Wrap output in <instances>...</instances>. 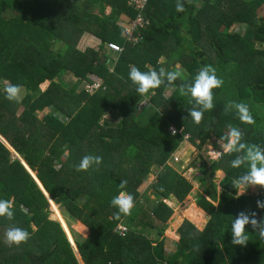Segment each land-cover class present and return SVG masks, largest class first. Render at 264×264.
Masks as SVG:
<instances>
[{
	"label": "trees",
	"instance_id": "trees-1",
	"mask_svg": "<svg viewBox=\"0 0 264 264\" xmlns=\"http://www.w3.org/2000/svg\"><path fill=\"white\" fill-rule=\"evenodd\" d=\"M177 2L183 4V12L176 11ZM263 8L264 0H148L145 17L150 23L136 42L124 37L121 22L123 16L131 22L138 15L128 0H0V135L35 171L46 197L60 204L68 227L66 233L60 213L56 218L60 224L47 218L48 198L0 140V199H11L14 212L11 220L0 216V264H79L69 243L75 236L72 225L80 233L88 232L81 242L76 237L74 241L84 264L263 262L264 239L259 234L264 207L258 202L264 205V187L254 196L237 197L250 161L232 167L233 160L246 157L248 147L264 151V15L258 18ZM7 10L16 16L4 18ZM234 24L245 27L244 34L229 33ZM85 34L99 40V50L78 48ZM108 43L118 44L122 52L109 53ZM257 43L263 47L256 48ZM56 44L60 46L54 50ZM129 65L142 72L178 71L180 76L171 84L166 75L161 77V86L142 96L129 79ZM205 65L214 67L223 80L212 90L214 106L206 111L190 93H180L181 85H191ZM67 73L78 78L77 86L89 81V75L102 79L103 86L93 94L84 88L70 92L59 82ZM6 81L25 88L21 100L5 98ZM45 81L49 85L40 91ZM144 100L149 105L140 111ZM229 101L245 103L254 122H241ZM192 108L204 111L199 124L190 116ZM45 109L50 111L39 117ZM108 109L121 117L118 125L101 121ZM229 126L241 133L236 147H245L223 154L209 167L202 157V186L218 203L216 207L199 194V203L213 216L209 224L187 213L191 222L180 227L179 249L171 255L165 253L163 241L154 246L128 223L125 235L116 231L120 218L128 217L114 215L118 209L111 200L120 191L137 202L140 185L157 167L161 168L154 186L157 198L174 195L184 200L192 187L168 164L172 155L184 140L199 151L212 137L228 143ZM85 155L100 156L102 161L77 171ZM218 171L224 175L221 192L214 183ZM121 181H127L124 189L119 188ZM80 195L86 198L82 207L76 204ZM242 212L256 219L257 227L246 225L248 243L236 246L231 243V225ZM172 213L157 200L153 215L159 222L168 221ZM30 224L37 226L35 232ZM202 225L201 232L197 227ZM10 226L27 230L29 239L9 247L5 231Z\"/></svg>",
	"mask_w": 264,
	"mask_h": 264
},
{
	"label": "rangeland",
	"instance_id": "rangeland-1",
	"mask_svg": "<svg viewBox=\"0 0 264 264\" xmlns=\"http://www.w3.org/2000/svg\"><path fill=\"white\" fill-rule=\"evenodd\" d=\"M202 2V1H201ZM201 2L199 1L198 4L201 5ZM197 4V6H199ZM111 11L110 8H107V13L109 14ZM16 12L14 11H6L3 13L4 18H9L16 16ZM264 15V8L260 10L258 14V18L260 16ZM122 25L123 27H129V18L127 16H123L122 19ZM245 27L238 26L236 24L232 25L229 29V33H235L238 32L240 34H244ZM60 44H56V46L53 48L56 50ZM94 48L95 50H99L100 48V42L96 40L93 36L90 34H85L81 38L78 48L82 51L87 48ZM255 47L260 49L263 46L260 44H255ZM68 52H66L65 56H67ZM109 67L112 70L113 69V63L109 62ZM89 81H82L81 84L77 86L78 78H76L74 75H71L70 73H67L66 75L61 76L59 79V82L63 87L68 88L70 92H80V89L85 88L88 89L91 92H95L100 85L103 86V81L98 80L97 77L89 75L88 76ZM6 84H9L8 81L2 82V89H5ZM89 84H94V87L89 88ZM49 85V81L42 82L39 85V90L44 91ZM101 86V87H102ZM5 91V90H4ZM169 91L166 94V96L169 95ZM26 94L25 88H21L20 93V99L21 100L24 95ZM148 99V98H147ZM149 105L148 100L143 101L140 105V111L143 110L146 106ZM50 110L45 109L42 112H38V116L42 117L46 113H48ZM57 114L60 116L61 120H64V117L57 112ZM101 121H105L107 125H118L121 122V117H119L115 112L110 111L109 109L105 114L102 116ZM228 143H223L221 141H217L215 137H212L207 145L204 146L202 151H199L195 149V147L192 146V144L188 140H184L181 143V146L179 150H177L173 155L172 158L169 160L168 164L172 166L177 172L182 174L188 183L191 184V190L186 195L184 200H179L174 195H170V197H160L157 198L155 195V184L157 183V176L160 172L161 168H154L152 173L148 175L147 178L144 179L143 183L139 187V191L141 193L140 198L137 202H134V206L131 209V214L127 215V219L125 217L120 218V223H118L116 227V231H119L123 227H125L128 230V225L125 223L130 224L134 228V231L141 233L145 237H147L149 240L153 242L154 246H157V244L161 241L164 242V251L167 255L174 254L178 252L179 249V240H180V234L179 229L183 225L185 221H189V216L187 213L193 214L195 216L204 218L208 224L210 223L211 219L213 218L212 214L207 211L201 204L199 203V194L203 195L207 200L212 202L216 207L218 206L217 202H214L211 200V198L205 194L204 186H202V177L203 173L201 170L202 165V157L207 160V167L211 164L212 161H217L220 159V157L227 153L224 149V145H227ZM9 149H12L8 146ZM212 152L219 153V155L215 158L211 155ZM67 156V152H64V155L62 156L64 159ZM54 163H56L57 167L60 166V164L57 162V160H54ZM210 163V164H209ZM35 172V171H34ZM34 174V173H33ZM223 173L221 171L216 172L214 183L216 184L218 192H221V182L223 180ZM261 186L259 185H252L250 183H245L242 185H239L238 188V196H254L256 195ZM162 198V200H161ZM163 201L173 210V213L171 217L166 222H159L155 216L153 215V211L156 207L157 200ZM54 202V200H52ZM86 202V198L82 195H80L77 199L76 204L80 207L83 206V204ZM55 203V202H54ZM57 207H56V206ZM53 205L54 207H51L50 204H48L45 207V210L47 211V218L53 221H57L56 218L58 217V214H61V223L63 224V227L65 231L68 233V227L64 224L63 220L65 219L64 213L62 212L63 209L60 206V204L55 203ZM58 208V210H57ZM53 209V212H52ZM24 212L26 211L25 208L22 209ZM59 211V212H58ZM59 214V215H60ZM112 218V217H111ZM56 219V220H55ZM65 221V220H64ZM30 231L35 232L37 230V226L30 224ZM73 232L75 233V236L72 234L73 242L75 241V237L81 242L84 238L88 237V232L86 233H80V231H76L73 229V225L71 226ZM201 232L204 226L197 227ZM80 235V238H79ZM70 236V234H69ZM72 247V245H71ZM250 248V246L248 247ZM73 252L75 253V256L78 260L79 264H84L81 260V256L78 253L77 247L74 243V246L72 247ZM254 264V263H253ZM258 264H264V261Z\"/></svg>",
	"mask_w": 264,
	"mask_h": 264
},
{
	"label": "clouds",
	"instance_id": "clouds-1",
	"mask_svg": "<svg viewBox=\"0 0 264 264\" xmlns=\"http://www.w3.org/2000/svg\"><path fill=\"white\" fill-rule=\"evenodd\" d=\"M184 10L185 9H184L183 4H180L177 2L176 11L183 12ZM129 68H130L129 79L134 85L137 86L136 91L142 96L146 95L150 89H155V88L160 87L161 84L163 83L161 77H164L166 75L169 84H171L172 82L176 81L177 78L180 76V73L178 71H170L168 73H165L163 68L159 70V73L156 70H152V69L142 72L133 65H129ZM92 76H96V75H92ZM222 84H223V80L217 77L216 69L212 67L211 65H205L200 68L199 72L194 77V82L191 85H184V84L181 85L180 93L181 95H187L188 93H190L195 103L197 105L202 106V109L206 111V110L212 109L214 106L212 90L214 88H219ZM21 88H22L21 85H13L10 83L6 84L5 89H4L6 93L5 98L9 101L19 100ZM85 90L89 92L87 89ZM90 94H93V93H90ZM229 104L236 108L237 113H238V118L241 122H245V123L254 122L252 116L249 113L248 106L245 103L229 101ZM204 111L197 110L196 108H192L190 110V116L196 124H199L201 122ZM229 127H230V132L228 136L229 142L227 145H224V149L226 152H230L233 150L239 151L240 149L245 147V145L243 144H241L239 148L236 147L238 142L241 139V133L237 128L231 127V126ZM12 149H10V151L12 155L15 156L14 154L15 150L14 149L12 150ZM211 155L213 156V158H215L219 155V153L212 152ZM244 159H247L248 161H250V172L248 173V175L241 178L242 181L244 183H250L252 185H259L261 187H264V151H262L255 145L248 147L246 157L244 158L238 157L237 159L233 160L232 167L233 168L239 167L244 162ZM101 161H102V157L100 156L85 155L81 159L79 165L76 167V170L77 171H81V170L87 171L90 167H92L93 164L99 165ZM258 164L260 166H258ZM30 170L34 177L31 175V173L28 170L27 171L30 173V175L32 176V178L35 180V183H36L37 177L35 175V172L31 168ZM239 183H240L239 181L236 182L237 185H239ZM126 185H127V181H121L119 188L124 189ZM47 202L48 204H50V201L48 199H47ZM111 205L112 207L118 209V211L114 213V215L117 218H119L120 214L130 215L131 209L134 206V198L131 194H128L124 191H120L119 194L111 200ZM258 206L264 207V205H260L259 202H258ZM12 209H13V201L11 199H8V200L0 199V216H6L9 220H11L14 216V212ZM252 215L254 217L255 213H253ZM56 222L59 223V221H56ZM249 223L251 224L253 229L257 227L256 219L254 218L250 219L249 216L245 215L243 212L240 213L239 216L234 220V222L231 225V233H232L231 243L233 245L244 246L248 243V235L245 231V226L248 225ZM123 228L117 231L120 235H122V233H124L125 235V233L127 232V229L125 228V230H123ZM259 235L261 239H264V227L261 228ZM28 239H29V232L20 227L10 226L5 231V243L9 247H11L12 245L19 246L21 243L26 242Z\"/></svg>",
	"mask_w": 264,
	"mask_h": 264
},
{
	"label": "built area",
	"instance_id": "built-area-1",
	"mask_svg": "<svg viewBox=\"0 0 264 264\" xmlns=\"http://www.w3.org/2000/svg\"><path fill=\"white\" fill-rule=\"evenodd\" d=\"M128 4L138 11V15L134 19L131 20L129 27H124L125 28L124 37H126L129 40H134L136 42H139L142 40L141 30L146 29L150 23L149 20L146 19V17H145V9H146V6L148 5V0H128ZM122 50H123L122 47H120L116 43H108L107 44V51L109 53H113V54L118 55L122 52ZM97 79L101 80L98 77H97ZM101 86H102V84L100 85V87L98 86L97 90L99 88H101ZM88 87L92 88V87H94V84H89ZM89 92L94 93L91 91H89ZM170 131L175 133L177 131V129L175 127L171 126ZM186 137H188V135H186ZM123 230H125V228H123ZM122 235H124V233H122Z\"/></svg>",
	"mask_w": 264,
	"mask_h": 264
},
{
	"label": "water",
	"instance_id": "water-1",
	"mask_svg": "<svg viewBox=\"0 0 264 264\" xmlns=\"http://www.w3.org/2000/svg\"><path fill=\"white\" fill-rule=\"evenodd\" d=\"M0 140L8 147L9 146V144L7 143V141L5 140V138H3L1 135H0ZM10 147V146H9ZM13 150V149H12ZM14 154H15V156L20 160V162L25 166V168L31 173V170H30V168L28 167V165L24 162V160H23V158L21 157V156H19L15 151H14ZM31 175H32V173H31ZM33 176V175H32ZM34 177V176H33ZM36 183L38 184V186L40 187V189L43 191V193L44 194H46L45 193V191L43 190V188H42V186H41V184L39 183V181H37V179H36ZM161 200H162V198H161ZM68 237V236H67ZM69 240V239H68ZM70 244H71V242H70ZM72 245V244H71ZM72 247H73V245H72Z\"/></svg>",
	"mask_w": 264,
	"mask_h": 264
},
{
	"label": "crops",
	"instance_id": "crops-1",
	"mask_svg": "<svg viewBox=\"0 0 264 264\" xmlns=\"http://www.w3.org/2000/svg\"><path fill=\"white\" fill-rule=\"evenodd\" d=\"M92 36V35H91ZM96 39V38H95ZM97 40V39H96ZM99 41V40H98ZM23 88V87H22ZM46 195V194H45ZM48 198V197H47ZM48 200H49V198H48ZM50 200H52L51 198H50ZM49 200V201H50ZM63 225V224H62ZM67 233V232H66ZM72 244L74 245V242L72 241Z\"/></svg>",
	"mask_w": 264,
	"mask_h": 264
},
{
	"label": "bare ground",
	"instance_id": "bare-ground-1",
	"mask_svg": "<svg viewBox=\"0 0 264 264\" xmlns=\"http://www.w3.org/2000/svg\"><path fill=\"white\" fill-rule=\"evenodd\" d=\"M50 199V197H48Z\"/></svg>",
	"mask_w": 264,
	"mask_h": 264
}]
</instances>
